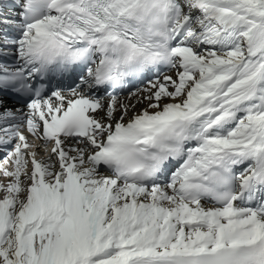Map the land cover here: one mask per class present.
Masks as SVG:
<instances>
[{"label": "snow or ice", "instance_id": "1", "mask_svg": "<svg viewBox=\"0 0 264 264\" xmlns=\"http://www.w3.org/2000/svg\"><path fill=\"white\" fill-rule=\"evenodd\" d=\"M0 151V264H264V0H0Z\"/></svg>", "mask_w": 264, "mask_h": 264}]
</instances>
